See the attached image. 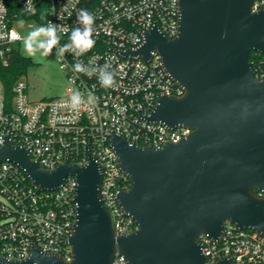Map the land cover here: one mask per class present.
<instances>
[{
    "label": "water",
    "instance_id": "obj_1",
    "mask_svg": "<svg viewBox=\"0 0 264 264\" xmlns=\"http://www.w3.org/2000/svg\"><path fill=\"white\" fill-rule=\"evenodd\" d=\"M253 0H179L178 31L168 38L154 25L136 50L149 59L156 49L183 94L158 95L145 115L191 133L160 147L129 142L112 133L109 142L131 186L116 195L137 229L115 234L100 195L102 171L89 156L82 166L63 160L45 169L23 146H0V161L18 164L38 190L75 176L77 204L68 236L71 259L32 246L22 260L3 264H112L116 251L128 264H245L229 256L207 262L200 234L217 238L224 221L264 233V78L255 74L249 52L264 54V10Z\"/></svg>",
    "mask_w": 264,
    "mask_h": 264
},
{
    "label": "built area",
    "instance_id": "obj_2",
    "mask_svg": "<svg viewBox=\"0 0 264 264\" xmlns=\"http://www.w3.org/2000/svg\"><path fill=\"white\" fill-rule=\"evenodd\" d=\"M12 2L16 6L0 0V63H6L13 47L27 39L15 26L17 20L22 19L32 31L52 24L57 42L51 48L67 83L61 95L32 100L23 75L14 81L9 99L0 81V146L9 135L11 144L25 147L30 158H38L45 169H53L65 159L82 166L92 156L101 167L100 195L115 234L134 231L136 222L123 212L116 198L131 181L118 165L109 142L111 134H121L142 146L160 147L186 137L192 129L184 125L170 128L145 119L158 95L180 96L183 87L165 71L156 49L147 60L122 52L141 47L144 32L154 25L168 38L176 36L179 0ZM82 9L95 20L90 36L94 43L81 52L73 44L72 34L76 29L81 34L85 30L78 21ZM259 10H264V0H253L251 11ZM35 38L39 47L50 39L43 34ZM259 54L262 66L255 74L264 78V54ZM105 76L111 77L110 86L102 85ZM76 95L78 104L73 103ZM76 185L75 176L68 174L58 187L38 190L18 164L0 161V256L22 260L34 246L70 260L67 239L75 221ZM256 194L264 197V192ZM197 243L207 262L229 256L233 263L264 264V233L237 228L230 221H224L217 238L200 234ZM112 264L128 263L116 251Z\"/></svg>",
    "mask_w": 264,
    "mask_h": 264
},
{
    "label": "rangeland",
    "instance_id": "obj_3",
    "mask_svg": "<svg viewBox=\"0 0 264 264\" xmlns=\"http://www.w3.org/2000/svg\"><path fill=\"white\" fill-rule=\"evenodd\" d=\"M21 21L22 19L17 20L15 26L23 35L28 37L32 30L25 26L24 21H22L23 23ZM25 40L19 44V50L21 54L31 60V64L23 75L27 84L28 97L32 100H43L61 95L67 83L66 74L59 67L54 50L51 48L45 54V48L39 47L35 38V44L33 45L35 53L29 54Z\"/></svg>",
    "mask_w": 264,
    "mask_h": 264
},
{
    "label": "clouds",
    "instance_id": "obj_4",
    "mask_svg": "<svg viewBox=\"0 0 264 264\" xmlns=\"http://www.w3.org/2000/svg\"><path fill=\"white\" fill-rule=\"evenodd\" d=\"M95 17L89 13L87 10L82 9L78 15V21L85 26V30L83 34L76 29L72 34V41L76 48L80 49L81 52L85 50V48H90L94 41L90 39V36L93 32V24H94ZM21 23H23L21 21ZM55 25L49 24L47 28L41 27L32 31L27 39L25 40L26 49L29 54H34L35 49L33 45L35 44V37L43 34L47 37H50L48 43L46 45H41V47L45 48V54H47L51 47L56 44V37H55ZM77 70H80L79 65L76 66ZM112 83L110 76H105L102 81L103 86H110ZM73 103H79V95L73 96Z\"/></svg>",
    "mask_w": 264,
    "mask_h": 264
},
{
    "label": "trees",
    "instance_id": "obj_5",
    "mask_svg": "<svg viewBox=\"0 0 264 264\" xmlns=\"http://www.w3.org/2000/svg\"><path fill=\"white\" fill-rule=\"evenodd\" d=\"M10 6H16L9 0ZM12 4V5H11ZM11 9V8H10ZM21 16H25V14H20ZM261 55L255 51L249 52V60L252 64V68L256 74L259 72V67H261L260 63ZM31 64V60L29 57L24 56L21 54L19 50V45L13 47L12 51L10 52L7 62L2 64L0 63V81L4 87V92L6 98L9 99L12 94V85L14 81L24 75L27 71L28 66Z\"/></svg>",
    "mask_w": 264,
    "mask_h": 264
}]
</instances>
